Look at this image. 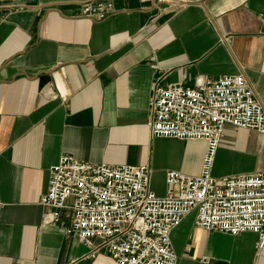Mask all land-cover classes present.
<instances>
[{
    "label": "crops",
    "instance_id": "0c3cea01",
    "mask_svg": "<svg viewBox=\"0 0 264 264\" xmlns=\"http://www.w3.org/2000/svg\"><path fill=\"white\" fill-rule=\"evenodd\" d=\"M82 1L0 0V264H118L66 233L71 208L44 218L61 154L145 164L159 195L166 170L199 173L204 140L149 135L154 82L240 73L264 111V0H103L99 20ZM263 168L264 133L225 124L213 176ZM195 213L171 230L177 264H264L255 232L207 231Z\"/></svg>",
    "mask_w": 264,
    "mask_h": 264
},
{
    "label": "built area",
    "instance_id": "2783aa9c",
    "mask_svg": "<svg viewBox=\"0 0 264 264\" xmlns=\"http://www.w3.org/2000/svg\"><path fill=\"white\" fill-rule=\"evenodd\" d=\"M111 11L103 0L78 6L79 15L98 20ZM148 115L151 137L205 141L199 173L166 170L165 192L159 195L149 185L145 164L88 163L61 154L48 167L47 189L39 198L44 218L56 221L63 208H71L66 233L92 255L107 252L118 264H177L170 233L192 209L196 226L229 234L255 232L261 249L264 168L219 178L211 170L225 124L264 133V111L243 76L196 78L192 85L154 82Z\"/></svg>",
    "mask_w": 264,
    "mask_h": 264
}]
</instances>
